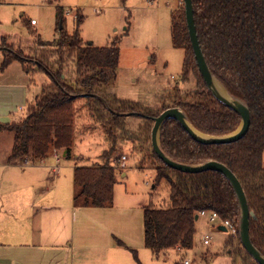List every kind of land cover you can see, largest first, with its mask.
Returning a JSON list of instances; mask_svg holds the SVG:
<instances>
[{
  "label": "trees",
  "instance_id": "16d2710c",
  "mask_svg": "<svg viewBox=\"0 0 264 264\" xmlns=\"http://www.w3.org/2000/svg\"><path fill=\"white\" fill-rule=\"evenodd\" d=\"M192 7L205 61L228 92L245 102L250 124L246 134L237 141L206 145L194 141L177 121L169 119L161 128L160 145L178 162L195 164L215 160L235 174L253 212L249 218L250 240L264 256V0H192ZM60 19L63 24L62 16ZM170 23L172 45L184 51L181 79L186 81L192 74L197 82L196 88L187 92L178 84L174 86L166 93V103L158 110L138 102L107 99L104 90L114 81L119 62L118 38L108 46H94L85 43L78 31L68 35L61 29L52 42H39L61 52L66 50V55L73 57L75 69L70 82L66 81L69 75L53 72L40 60L24 57L23 51L13 49L4 37L0 39L3 57L0 71L13 60L30 61L51 77V82L42 85L41 93L28 105L25 117L0 123V133L9 132L13 137L7 161L37 164L63 151L65 158H72L77 110L82 108H78L77 102L84 101L88 112L98 122H103L108 148L99 156L101 162L89 166L79 162L76 166L74 203L96 208L112 206L118 168L110 160L122 156L119 141L136 142L134 150L143 152L155 170L154 186L165 181L168 187L165 205L156 207L149 203L142 207L143 243L154 257L173 248L191 250L195 216L202 210L216 212L221 220L228 219L236 225L239 216L236 196L223 174L213 170L181 172L166 166L152 151L153 117L169 107L182 109L197 130L209 135L229 134L240 124V116L213 97L200 77L183 2L171 13ZM94 95L104 98L110 110ZM111 110L140 113L142 115L130 116L142 119L143 124L132 133L127 127L128 116L115 115ZM235 237V243L226 239L222 250L215 255L228 254L233 264H258L242 246L239 234ZM117 243L124 246L121 241ZM228 248H231L230 253H227ZM131 252L136 263L141 264L136 251Z\"/></svg>",
  "mask_w": 264,
  "mask_h": 264
},
{
  "label": "rangeland",
  "instance_id": "374dc122",
  "mask_svg": "<svg viewBox=\"0 0 264 264\" xmlns=\"http://www.w3.org/2000/svg\"><path fill=\"white\" fill-rule=\"evenodd\" d=\"M182 2L183 0H0V39L4 37L7 43L13 45V49L23 51L24 57L40 60L50 66L53 72L69 75L66 81L70 82L71 72L75 69L73 57L67 56L66 50L61 52L54 47L40 45L39 42H52L59 36L61 29L68 35L78 31L85 43L94 46H108L118 38L119 62L114 81L104 90L107 99L138 102L158 110L166 103V93L177 84L185 92L196 88L195 75L190 74L186 81L181 79L184 51L174 48L171 41V13ZM31 19L35 21V25L30 24ZM2 60L0 50V66ZM50 82V75L44 69H38L34 63L13 60L6 69L0 71V123L25 117L28 105L41 93L42 85ZM77 106L82 108L77 110L73 154L101 162L98 156L108 148L103 122H98L88 112L84 101H78ZM126 121L132 133L138 131L137 127L143 124L142 119L134 116H128ZM12 144V134L2 132L0 155L4 151L9 152ZM117 145L126 159L122 163L114 162V157L110 160L118 168L113 210L116 217H128L124 222H118L121 224L118 225L119 231L135 230L136 227L141 230L142 207L149 203L156 207L165 205L168 187L165 181L154 186L155 170L143 152L134 150L137 148L136 142L124 139ZM204 219L207 220L200 216L197 224ZM89 227L96 228L94 225ZM207 233L210 244L204 245L197 234L193 247L197 249L188 254L195 264L204 260L194 256V252L197 254L203 249H209L210 253L217 249L219 251L226 239L233 243L236 240L228 232L212 230L211 227L207 229ZM116 239L122 238L117 236ZM230 252L231 248H228V253ZM175 259L179 261V258Z\"/></svg>",
  "mask_w": 264,
  "mask_h": 264
},
{
  "label": "crops",
  "instance_id": "0c3cea01",
  "mask_svg": "<svg viewBox=\"0 0 264 264\" xmlns=\"http://www.w3.org/2000/svg\"><path fill=\"white\" fill-rule=\"evenodd\" d=\"M8 154L4 151L0 155V264H137L131 250L136 251L141 264H184L185 260L195 264L188 254L197 248L187 251L173 248L154 257L144 246L142 224L141 230L136 227L119 231V223L128 217L115 216L114 202L103 208L75 205L76 166L79 162L89 166L98 160L76 153L67 159L63 151L58 160L52 155L37 164L9 163ZM199 219L200 216L195 219L194 240L198 234L204 244L210 227L227 232L208 218L197 224ZM117 236L122 239H116ZM209 244L210 241L204 245ZM221 250L210 253L209 249H203L193 255L204 260L199 264H233L230 255H215ZM170 255L172 260H168Z\"/></svg>",
  "mask_w": 264,
  "mask_h": 264
},
{
  "label": "water",
  "instance_id": "95a60500",
  "mask_svg": "<svg viewBox=\"0 0 264 264\" xmlns=\"http://www.w3.org/2000/svg\"><path fill=\"white\" fill-rule=\"evenodd\" d=\"M185 9V19L188 29V35L192 52L195 57L197 69L206 88L220 103L235 111L240 116L238 128L225 135H209L197 130L189 121L186 114L179 107H169L153 117V124L150 131V144L152 151L166 166L179 170L181 172L197 173L205 170L220 172L228 180L236 196L239 216H238V234L239 239L246 252L258 264H264V256L253 246L249 235V218L253 212L249 210L245 192L235 174L224 164L215 160H208L195 164L181 163L167 155L160 145V131L163 124L173 119L179 123L183 130L196 142L206 145L230 143L241 139L247 132L250 124V112L244 101L233 96L228 90L216 79L210 71L205 58L201 52L194 24L192 0H183ZM61 27V26H60ZM103 105L110 110L106 100L100 96L94 95ZM115 115H142L135 112L118 113L111 110ZM197 215L195 219H197ZM224 229V227H222Z\"/></svg>",
  "mask_w": 264,
  "mask_h": 264
},
{
  "label": "built area",
  "instance_id": "2783aa9c",
  "mask_svg": "<svg viewBox=\"0 0 264 264\" xmlns=\"http://www.w3.org/2000/svg\"><path fill=\"white\" fill-rule=\"evenodd\" d=\"M31 23H35L34 20H31ZM55 159L58 160L59 155L58 153H54L53 154ZM126 159L125 155H122L119 159H115L114 162H118V163H122V161H124ZM113 162V164H114ZM198 216H206L209 220V222L211 223H219L221 224L226 231L229 233L230 236L235 237L238 234V225L234 224L232 221L226 219V220H221L218 215L216 214V212H211V211H206V210H202L198 213ZM210 241V237L209 236H205L203 242L204 244H208ZM184 264H189L188 260L184 261Z\"/></svg>",
  "mask_w": 264,
  "mask_h": 264
}]
</instances>
